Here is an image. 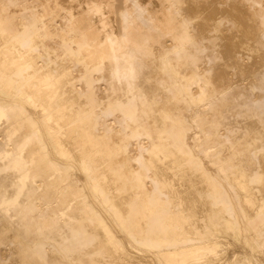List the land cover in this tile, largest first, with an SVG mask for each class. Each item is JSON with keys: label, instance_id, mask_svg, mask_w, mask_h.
I'll list each match as a JSON object with an SVG mask.
<instances>
[{"label": "bare ground", "instance_id": "1", "mask_svg": "<svg viewBox=\"0 0 264 264\" xmlns=\"http://www.w3.org/2000/svg\"><path fill=\"white\" fill-rule=\"evenodd\" d=\"M0 264H264V0H0Z\"/></svg>", "mask_w": 264, "mask_h": 264}]
</instances>
